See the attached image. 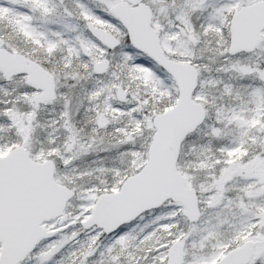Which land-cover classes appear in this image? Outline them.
Listing matches in <instances>:
<instances>
[{
	"label": "snow or ice",
	"instance_id": "6c2138e0",
	"mask_svg": "<svg viewBox=\"0 0 264 264\" xmlns=\"http://www.w3.org/2000/svg\"><path fill=\"white\" fill-rule=\"evenodd\" d=\"M0 264H264V0H0Z\"/></svg>",
	"mask_w": 264,
	"mask_h": 264
}]
</instances>
